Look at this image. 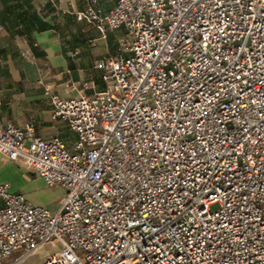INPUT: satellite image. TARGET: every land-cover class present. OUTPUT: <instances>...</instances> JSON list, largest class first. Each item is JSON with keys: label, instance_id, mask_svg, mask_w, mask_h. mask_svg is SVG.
Wrapping results in <instances>:
<instances>
[{"label": "built area", "instance_id": "2783aa9c", "mask_svg": "<svg viewBox=\"0 0 264 264\" xmlns=\"http://www.w3.org/2000/svg\"><path fill=\"white\" fill-rule=\"evenodd\" d=\"M74 15L101 39L124 30L122 53L96 62L92 96L45 89L72 149L0 117V154L66 191L52 213L0 184V264L46 246L43 264H264V0Z\"/></svg>", "mask_w": 264, "mask_h": 264}, {"label": "crops", "instance_id": "0c3cea01", "mask_svg": "<svg viewBox=\"0 0 264 264\" xmlns=\"http://www.w3.org/2000/svg\"><path fill=\"white\" fill-rule=\"evenodd\" d=\"M112 5L104 4L106 9ZM85 6L86 0H0V117L4 124H33L34 135L43 139L59 136L69 149L77 134L51 120L45 89L62 98L103 90L102 72L95 64L117 58L125 38V31L118 30L101 39L95 27L77 21L74 12ZM0 184H9L12 191L52 213L59 210L66 193L1 154ZM51 248L45 247L47 255Z\"/></svg>", "mask_w": 264, "mask_h": 264}, {"label": "rangeland", "instance_id": "374dc122", "mask_svg": "<svg viewBox=\"0 0 264 264\" xmlns=\"http://www.w3.org/2000/svg\"><path fill=\"white\" fill-rule=\"evenodd\" d=\"M213 209L216 210L217 209V206H214ZM45 250H46L45 248L41 249L39 252H37L36 254H34L33 256H31L25 262V264H43L44 261H45V258L47 256V251H45Z\"/></svg>", "mask_w": 264, "mask_h": 264}]
</instances>
